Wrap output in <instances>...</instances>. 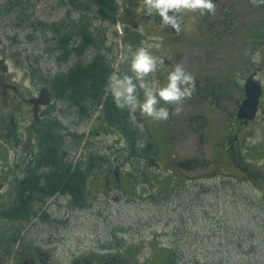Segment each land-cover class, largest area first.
Wrapping results in <instances>:
<instances>
[{"label":"rangeland","instance_id":"rangeland-1","mask_svg":"<svg viewBox=\"0 0 264 264\" xmlns=\"http://www.w3.org/2000/svg\"><path fill=\"white\" fill-rule=\"evenodd\" d=\"M109 1L114 11L115 25L98 23V8L86 18L95 27L93 32L103 37V47L90 48L82 57L71 56L67 61L57 53L48 29L38 30L39 25L46 27L56 22L64 34H70V29L78 26L79 18L70 11L67 1H31L24 6L26 9L0 16L2 41L10 49L11 62L31 82L29 92L34 87L48 88L46 82L55 75L66 73L77 63L84 65L97 54L111 64L115 73H126V57L130 49L134 50L141 43L146 47L159 46L157 44L161 43V39L156 36L140 43L139 38L130 34L129 28L133 29L134 22L141 18L142 1ZM216 3L215 13L219 14L218 8L223 6L231 8L236 16V24L252 27L253 35H264V29L261 32L257 30L264 17L262 0H216ZM188 15L190 26L198 23L195 14ZM19 16L22 18L18 19ZM143 16L147 17L146 14ZM145 24L141 27L150 29ZM33 25V28H29ZM124 36L134 41V45L125 46L122 42ZM170 37L177 39L178 35L171 33ZM176 42L166 54L178 56L177 63H181L186 70L197 68V58L200 56L190 47L180 52L181 41ZM259 44V41H253L251 65L264 67L255 55ZM208 50L210 53L203 56L204 60L215 56L211 49ZM239 52L240 48H236V53L241 57L235 56L234 64L242 62L243 53ZM220 58H224V55L221 54ZM246 61H249L248 55ZM261 78L264 82V74ZM172 106L173 117L182 114L180 105ZM50 110V120L60 124L59 140L63 141L64 150L69 153L65 163H82L89 156L94 160L95 170L85 188L84 206L75 207L67 197L56 196L34 205L35 213L28 222H7L0 218V264H13L8 253L19 248L38 249L43 253L42 258L49 260L46 264H264V114L252 126L253 137L247 142L249 158L253 151L250 162L260 174L262 179L258 181L262 184L246 186L241 185L240 181L224 182L239 186L220 188L219 197H214L215 191L210 190V193L200 197L203 203L200 206V203L191 201L193 190L189 191L190 196L181 194V198L175 199V196L171 204L168 202L171 197L168 191L171 176L166 167L162 141V133L166 134L164 121L144 117L139 112L132 116L138 132L133 136L138 152L130 156L126 137L116 129L103 125L98 114L80 118L77 110L63 101L55 102ZM41 127L42 123L36 128ZM75 136L82 139L75 140ZM187 138L180 131L176 139L166 142V146L173 144V154L179 153L181 147L178 140L183 143V139ZM28 141L30 151L34 150L38 155L39 147L35 139L33 141L30 137ZM76 141L80 146L75 154ZM147 145H151L152 152L145 157L146 153L142 150ZM207 148L205 161L211 166L214 158L210 146ZM260 148L263 154L258 157L256 153ZM180 158L185 159L183 155ZM207 189L215 188L207 186ZM7 208L10 207H0V213ZM10 235L18 236L16 245L10 244Z\"/></svg>","mask_w":264,"mask_h":264},{"label":"flooded vegetation","instance_id":"flooded-vegetation-1","mask_svg":"<svg viewBox=\"0 0 264 264\" xmlns=\"http://www.w3.org/2000/svg\"><path fill=\"white\" fill-rule=\"evenodd\" d=\"M139 1H142V6L143 0ZM218 9L219 14H195L198 23L192 26L188 23L189 15H185L180 33L171 28H162L158 16L153 14L145 17L142 9L139 12L141 18L134 22L133 29L129 28L130 34L133 33L139 38L140 43L152 36L161 39L158 47L150 49L154 55L164 60L165 65H174L178 61V56L166 54L167 50L176 45V41H181L180 52L190 47L200 56L197 58V68L187 69L194 77V88L192 96L180 105L183 108L182 114L173 117L174 107L169 105V118L163 122L166 134L162 133V141L165 145L166 167L171 176L168 189L171 194L168 199L170 204L175 196V199L181 198V194L190 196L189 191L193 190L191 201L200 203L201 206L203 203L200 197L210 193V190L215 191L214 197H219L218 192L222 188L239 186L233 183L226 185L224 182L240 181L241 185L246 186H252V183L254 186L262 184L258 181L260 174L253 169L250 162L253 151L249 158L247 142L253 137L252 126L264 114V82L261 78L264 67L251 65L253 41H259L255 55L264 66V35H253L252 27L236 24V16L231 8L223 6ZM141 23L149 25L150 29L142 28ZM263 29L264 17L261 18L260 28L257 30L261 32ZM171 33L177 34L180 40L172 39ZM236 48H240L239 53H243L242 62L238 64H234L235 56L239 55ZM208 49L215 56L204 60L203 56L210 53ZM9 50L0 35V207L15 206L19 192L27 187L29 171L37 156L34 150L30 151L31 144L28 140L32 137L34 141V132L38 130L36 127L49 121L50 109L56 102L54 94L47 88L34 87L29 92L28 88H24L23 81L12 78L7 72V62H11ZM218 52L224 58H220L221 54ZM161 70L156 75L163 80L166 73ZM249 82L255 83L262 92L256 117L252 121L239 117L240 108L247 98L246 88ZM180 131L188 138L183 139V143L178 140L181 150L173 154V144L167 147L166 142L176 139ZM153 146L156 147L155 144ZM207 146H210L209 150L214 158L211 166L205 161ZM256 154L260 157L263 154L262 149H258ZM180 155L185 159H181ZM153 162L157 164L154 159ZM262 181L264 188V176ZM207 186L215 189L208 190ZM10 252L8 256L13 259V264H46L49 261L42 258L43 253L38 249L19 248Z\"/></svg>","mask_w":264,"mask_h":264},{"label":"trees","instance_id":"trees-1","mask_svg":"<svg viewBox=\"0 0 264 264\" xmlns=\"http://www.w3.org/2000/svg\"><path fill=\"white\" fill-rule=\"evenodd\" d=\"M1 1L3 4L0 5V16H4V14L9 16L12 15L11 12L15 13L21 9H26L24 6H27L31 1L41 2L42 0ZM65 1H67L70 11L79 18L76 23L78 26L70 29V34H64L60 24L56 22L46 25V27L41 25L37 27L40 32L42 28L48 29V33L53 36L57 53L63 57V60L67 61L71 56L82 57L86 50L90 48L100 49L103 47L104 40H101L103 37H100L98 32H93V30H96L93 29L95 27L86 19L89 13L98 8L96 9V15L99 19L96 21L98 23L99 21L108 22L112 26L116 24V20L113 18L114 11L112 12V4L109 0ZM19 18H22V16H19ZM123 38L122 42L125 46L134 45L135 42L131 41L128 36ZM113 73L115 72L111 64L102 55L97 54L88 63L84 65L77 63L75 66L70 67L66 73L55 75L46 82V85L47 89L54 94L56 102H68L77 110L80 118H86L90 114L92 116L93 113L98 114L99 121L103 125L116 129L126 137L130 149L128 154L134 156L138 152L134 142L135 134H138V132L132 122V116L127 109L117 108L112 97L106 94L105 91L108 77ZM42 126L34 132L39 152L34 165L29 171L27 187L19 192L15 206L0 213V218L7 222H28L29 218L35 213L34 205L37 206L39 203L56 196L60 198L67 197L75 207L82 208L84 206L85 188L89 177L95 170L94 160L90 159V156H86L87 158L82 163H65L69 153L64 150L63 141L59 140V137H61L60 124L50 120ZM79 139L81 140L82 137L75 136V140ZM76 145L75 154L78 152L80 143L76 141ZM151 150L150 145L145 146V149L142 150L146 153L144 156H149ZM44 170L47 171L43 172ZM40 171H42L41 174ZM10 240V244L16 245L19 239L18 236L12 237L10 235Z\"/></svg>","mask_w":264,"mask_h":264},{"label":"clouds","instance_id":"clouds-1","mask_svg":"<svg viewBox=\"0 0 264 264\" xmlns=\"http://www.w3.org/2000/svg\"><path fill=\"white\" fill-rule=\"evenodd\" d=\"M141 7L146 15L158 16L162 28H171L176 33L181 32L185 15H211L216 11L215 0H143ZM126 60L127 72L111 74L105 91L117 108L127 109L131 116L139 112L144 117L165 121L169 118V105H181L192 96L194 77L181 63L165 65L143 43L130 49ZM7 63L12 78L31 89L23 71L12 62ZM161 69L166 73L163 80L156 75Z\"/></svg>","mask_w":264,"mask_h":264},{"label":"water","instance_id":"water-1","mask_svg":"<svg viewBox=\"0 0 264 264\" xmlns=\"http://www.w3.org/2000/svg\"><path fill=\"white\" fill-rule=\"evenodd\" d=\"M247 95L246 100L243 102L240 111L239 117L248 121L254 120L258 110V103L260 96L262 94L260 87L255 83L249 82L247 84Z\"/></svg>","mask_w":264,"mask_h":264}]
</instances>
